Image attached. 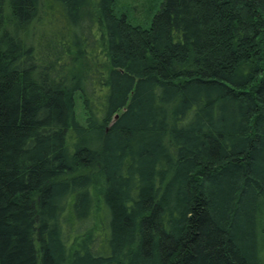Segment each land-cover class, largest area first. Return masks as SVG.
<instances>
[{"label": "trees", "instance_id": "trees-1", "mask_svg": "<svg viewBox=\"0 0 264 264\" xmlns=\"http://www.w3.org/2000/svg\"><path fill=\"white\" fill-rule=\"evenodd\" d=\"M118 2L0 0V264H264V0Z\"/></svg>", "mask_w": 264, "mask_h": 264}, {"label": "rangeland", "instance_id": "rangeland-1", "mask_svg": "<svg viewBox=\"0 0 264 264\" xmlns=\"http://www.w3.org/2000/svg\"><path fill=\"white\" fill-rule=\"evenodd\" d=\"M163 0H119L118 8L120 13L127 12L136 22L148 23L161 8ZM77 105L80 106L78 100ZM264 258V249H263Z\"/></svg>", "mask_w": 264, "mask_h": 264}]
</instances>
